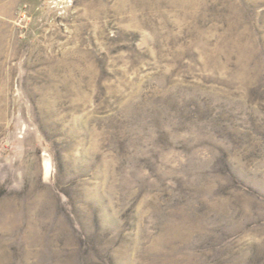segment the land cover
Here are the masks:
<instances>
[{"label":"rangeland","instance_id":"1","mask_svg":"<svg viewBox=\"0 0 264 264\" xmlns=\"http://www.w3.org/2000/svg\"><path fill=\"white\" fill-rule=\"evenodd\" d=\"M0 264H264V0H0Z\"/></svg>","mask_w":264,"mask_h":264},{"label":"bare ground","instance_id":"2","mask_svg":"<svg viewBox=\"0 0 264 264\" xmlns=\"http://www.w3.org/2000/svg\"><path fill=\"white\" fill-rule=\"evenodd\" d=\"M49 169V168H48Z\"/></svg>","mask_w":264,"mask_h":264}]
</instances>
